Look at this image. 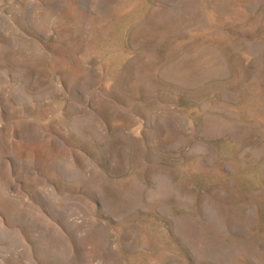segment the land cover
I'll return each mask as SVG.
<instances>
[{"label":"rangeland","instance_id":"1","mask_svg":"<svg viewBox=\"0 0 264 264\" xmlns=\"http://www.w3.org/2000/svg\"><path fill=\"white\" fill-rule=\"evenodd\" d=\"M0 264H264V0H0Z\"/></svg>","mask_w":264,"mask_h":264}]
</instances>
